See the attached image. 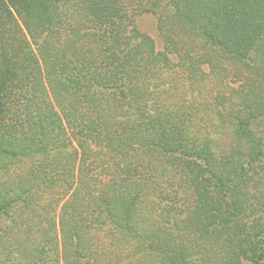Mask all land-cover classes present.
I'll return each mask as SVG.
<instances>
[{
  "label": "trees",
  "instance_id": "16d2710c",
  "mask_svg": "<svg viewBox=\"0 0 264 264\" xmlns=\"http://www.w3.org/2000/svg\"><path fill=\"white\" fill-rule=\"evenodd\" d=\"M244 262L264 0H0V264Z\"/></svg>",
  "mask_w": 264,
  "mask_h": 264
},
{
  "label": "rangeland",
  "instance_id": "374dc122",
  "mask_svg": "<svg viewBox=\"0 0 264 264\" xmlns=\"http://www.w3.org/2000/svg\"><path fill=\"white\" fill-rule=\"evenodd\" d=\"M136 24L138 28L148 34L151 38H153L155 42V46L157 50H160L162 48L161 41L157 35V30H156V18L152 14H142L137 17L136 19ZM204 70L206 71V65L203 66ZM59 208V207H58ZM247 264V263H243Z\"/></svg>",
  "mask_w": 264,
  "mask_h": 264
}]
</instances>
